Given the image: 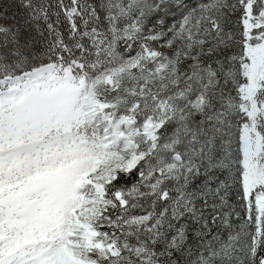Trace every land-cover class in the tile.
Segmentation results:
<instances>
[{
  "label": "snow or ice",
  "instance_id": "6c2138e0",
  "mask_svg": "<svg viewBox=\"0 0 264 264\" xmlns=\"http://www.w3.org/2000/svg\"><path fill=\"white\" fill-rule=\"evenodd\" d=\"M0 264H264V0H0Z\"/></svg>",
  "mask_w": 264,
  "mask_h": 264
}]
</instances>
